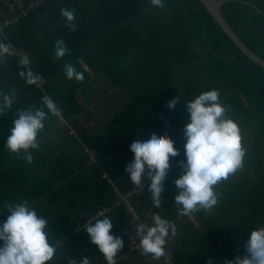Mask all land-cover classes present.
Returning <instances> with one entry per match:
<instances>
[{
	"label": "trees",
	"instance_id": "trees-1",
	"mask_svg": "<svg viewBox=\"0 0 264 264\" xmlns=\"http://www.w3.org/2000/svg\"><path fill=\"white\" fill-rule=\"evenodd\" d=\"M217 1H223L219 11L233 35L264 60V0ZM25 2L28 3V0ZM163 2V8H156L151 5L150 0H44L14 25L0 29V41L12 45L8 61L4 63L0 55V92L10 93L16 82H27V76L20 75L25 66L19 54L21 51L27 52L37 73L46 80L43 88L30 91L33 93L31 97L38 99L36 108L42 107L44 96H49L62 111L60 117L49 115L45 120V130L38 135L40 148L53 127L63 128L70 135L76 133L71 119L83 108L76 100L77 90L92 79L83 68V61L94 73L102 74L113 88L123 89L130 98L128 108L116 114L106 125L109 132L113 127H119L120 122L124 123L123 119L129 112L136 114V117L142 116V119L140 117L133 123L131 139L120 142L126 147L131 161L134 158L130 151L133 140L146 141L152 134L167 135L180 153L173 158V163L177 164L172 163L178 176L181 171L178 164L186 159L183 128L189 119L185 103L210 90L218 91L221 104L228 109L229 117L241 129L242 146H254L255 151L250 154L255 157L259 155L262 149L258 150V146H264V66L251 59L232 41L202 0ZM61 8L74 10L76 31L73 32L66 26ZM60 39L64 40L71 51L57 60L54 46ZM66 64H72L84 74L82 83L67 79L64 74ZM175 97L180 103L170 110L166 103ZM19 109H23V105L14 103L11 110H6L0 116V223L7 219L5 205L8 203L26 200L35 211L39 208L33 200H29L31 196L34 197V192L29 188V178L33 167L44 168V155L31 150L33 163L28 164L23 153L16 156L5 147L16 119L15 113ZM44 110L47 111L46 108ZM66 123L73 125V129L68 128ZM96 141L100 145L98 138ZM75 144L77 145H73ZM91 146L98 153L93 152L90 157L86 152L83 153L84 148H80L76 155L77 147H74L72 164L79 168V173L71 181H66V184L62 185L61 181L59 185H52L47 190L58 201H54L51 206L52 220L45 218L48 221L45 231L49 243L55 248L54 257L47 264H71L72 260L78 264L81 258L89 259V256H97L102 264H107L86 232L88 226L104 217H108L113 223L112 234L124 241L123 250L116 256V264H130L132 261L141 264H189V257L195 259L197 264H207V261L204 263V252H201L203 245L206 243L205 248L213 247L219 242L220 236L199 235L198 230H192L188 235L181 233L177 237V246L172 249L165 247V255L158 260L151 254L142 260L138 254L141 248L136 230L141 223L149 224L140 210L142 206L148 210L152 203L142 200L140 188L126 177L104 172L107 171L108 160H105V156L102 157L98 145ZM94 154L99 156L100 166L97 169L89 166L90 158L93 161L96 158ZM260 156L264 160V149ZM82 161L84 162L81 164ZM124 162L128 165V159ZM170 172L172 173L171 170ZM243 173L250 177L247 167L239 171L240 175ZM103 175L107 177L103 178ZM12 177L18 180L17 185L12 182ZM81 177L95 180L96 189L92 199L98 205L83 194L85 204H82V212L76 211L75 204L73 208H63L59 202L61 191L64 188L74 190L73 182ZM99 177H102L101 180H98ZM59 179L62 180L61 177ZM112 180L119 189L131 192V210L126 205L117 203L116 188L111 184ZM171 180L169 181L172 182ZM224 181L226 180L221 182ZM261 181L262 185L258 188L263 191L261 198L264 201V180ZM42 182V179H35L37 191L39 186L42 187ZM148 185L146 183L144 188ZM260 206L264 210V206ZM160 208V214L175 223L177 229L182 224H189L190 218L186 215L184 220V215L168 208V203ZM103 211L104 215L99 216ZM66 212L69 213V218H65ZM250 233L246 232L244 239L247 240ZM198 239L200 240L196 241ZM223 247L229 249V260L246 254L241 250L236 254L237 239H224ZM197 257L202 259L201 262Z\"/></svg>",
	"mask_w": 264,
	"mask_h": 264
},
{
	"label": "clouds",
	"instance_id": "clouds-1",
	"mask_svg": "<svg viewBox=\"0 0 264 264\" xmlns=\"http://www.w3.org/2000/svg\"><path fill=\"white\" fill-rule=\"evenodd\" d=\"M152 6L163 8V0H150ZM61 15L66 26L73 32L77 30L74 10L61 8ZM12 45L0 41V55L9 54ZM63 39L57 40L54 46L55 59L59 60L70 54ZM64 74L68 80L84 81V74L72 64H66ZM23 77L25 74L20 72ZM28 84H34L31 73ZM15 103L14 94L0 92V116L11 110ZM180 103L178 98L168 101L166 107L174 109ZM189 122L183 128L185 139V160L180 161L179 177L174 180L175 203L182 207L180 215H190L198 211L211 212L217 205L219 193L214 186L227 180L243 168L246 150L242 146L241 129L229 117L228 109L221 104L217 90L202 92L196 98L185 103ZM47 109L45 111L44 109ZM49 115L60 117L61 109L53 100L44 96L42 107H29L16 112L10 135L5 147L16 156L23 153L24 160L31 164V150L39 151L38 135L45 130V120ZM133 160L125 171L130 182L143 191L144 180L150 181L148 192L152 205L161 206V194L164 182L170 170V159L180 155L174 141L167 135L152 134L146 141L133 140L130 145ZM6 221L0 223V264H47L55 254V248L49 243L45 229L48 221L39 216L25 200L8 203ZM153 226L139 224L136 235L144 255L159 259L165 255V245L169 234L177 235L175 223L153 214ZM113 223L108 217L97 219L87 227L90 242L104 256L107 264H116V256L123 250L124 241L112 234ZM245 255L234 260H225V264H264V227L251 231L244 245ZM71 264H77L72 260ZM78 264H90L87 257ZM211 264V261H209Z\"/></svg>",
	"mask_w": 264,
	"mask_h": 264
},
{
	"label": "crops",
	"instance_id": "crops-1",
	"mask_svg": "<svg viewBox=\"0 0 264 264\" xmlns=\"http://www.w3.org/2000/svg\"><path fill=\"white\" fill-rule=\"evenodd\" d=\"M11 54L12 53L3 54L1 56L2 61L4 63L8 61ZM19 54L22 59L21 62L25 66V69L22 72L27 76V78H29L28 74L31 73L30 78L33 79L35 83L28 84L27 82H16L14 89L10 90V93L6 92L5 94H14L15 104L17 105V103H19V105H23V109L36 107L38 99L35 96L32 98L31 94L33 95V93L30 91L43 88L46 84V80L37 73L36 67H34L31 62L30 54L23 51ZM81 64L83 65V68L89 72L92 79L89 83L82 84L81 88H78L77 90L76 100L83 108L80 113L75 114V116H72L71 119V122L75 125L76 133L75 135H70L69 132L63 128L53 127L51 129V134L45 138L42 148L39 149V153L44 155V163H42L44 168L40 169L35 166L37 172L35 171V167H33L31 169L32 175L30 173L29 184L31 187L29 188L34 192V197L31 196V199L29 200H33V203H36V205L39 206V208L36 209L37 214L46 219L52 220L50 216L52 212L51 206L54 201L58 202L47 193V190H50L52 185H59L61 181L62 185L66 184V181H71V179L76 176V173H79V168L77 169L76 165L72 164V153L74 147H77L75 153L79 151L80 148H84L83 153L86 152V154L90 157L91 153H98V150L95 151L96 149L94 148V150L91 144L93 147L98 145V149L101 151L102 157L105 156V160H108V168L107 171L104 172L117 173L118 175L129 179L125 171L127 164H125L124 161L128 159L127 163L129 164L131 160L128 156L126 147H124L120 142L123 139H128V141L131 139L130 135L132 134L130 133V130L133 123L139 120L140 117L142 119V116L136 117V114L129 112L123 119L124 123L120 122L118 124L119 127H113V129L109 132L106 125H108L110 120L114 119L116 114L128 108L127 106L129 105L130 98L123 89L113 88L102 74L94 73L93 70L89 66H86L83 61ZM27 92L30 93L26 94ZM14 118H17V116ZM51 127L52 125H50V128ZM97 138L100 145L97 144ZM74 143H77V145H73ZM244 149L246 150V157H244L243 169L244 167H247L250 177H247L244 173L240 175V169L235 174L230 175L226 181L221 183L218 182V184L214 186V191L219 193L217 205L211 210V212H204L201 210L187 215V218H190L188 221L189 224H186V226L185 224H182L181 227L177 229V235L175 237H173L171 233L169 234L165 245L166 248L172 249L177 246V237L182 234L188 235L187 233H190L192 230H198L200 231L199 235L201 233L207 237L209 234L219 235L220 240L214 245L216 247L209 246L208 248H205L206 243H204L203 250L201 252H204L203 255H205L204 263L207 261V264H209V261H211V264H225V260H229V252H227L229 249L223 247L224 239L228 237L233 239V241L237 239L236 254L239 252L238 250L244 252V245L247 241L244 239V234L246 232L249 233L253 230L264 227V210H261L260 206H264V201H262L261 198L263 191L258 188L262 185L261 180H264V160H262V157L260 156L263 154L264 146H258V150L262 149V151L257 157H255L254 154H250L255 151L254 146H245ZM248 155H251V157H248ZM95 156V160H97L98 163L90 158L89 166L97 169L100 166V161L99 156ZM83 162L84 161H82L81 164ZM173 162L174 159L171 158L170 170L172 173L169 170L167 178L164 182V191L161 194V205L164 206V203H168V208H173V211H176L178 214L181 212L182 207L175 203L174 197L177 193L175 191L174 181L171 179H177L179 175L177 176L173 166V164L175 165L177 163ZM245 172L248 173L247 171ZM251 172L255 173L252 174ZM60 177L62 180L59 179ZM101 178L99 177L98 180H101ZM35 179L36 181L37 179L43 180V184L41 183L42 187L39 186V191L36 190L38 185L36 183L34 184ZM11 180L15 183V185L18 184V180L15 177H12ZM146 183L150 184V181L145 179L144 186ZM74 185L75 189L72 191H69V189L66 188L61 191L59 202L65 209L73 208L75 204L76 211L82 212V204L84 203L83 194L85 198L93 200V193L96 189L94 186L95 180H91L90 177H81V179L73 182V186ZM147 188H143V191L140 189V195L142 200L147 201L150 204L152 203L151 194L148 192ZM74 195L76 196L73 198ZM92 202L98 205L97 201L93 200ZM68 203H70L69 206ZM140 211L145 221L149 223V226H153V214H158L162 219H166L160 214L162 211V208L160 207L157 208L150 205V208L145 210L142 206ZM68 212H66L67 215L65 218H69L70 212ZM185 219L186 215H184V220ZM187 228L190 229L186 231ZM199 240L200 239L196 241ZM239 241H241L240 244H238ZM134 243L139 244V242ZM220 244L222 245L218 250ZM138 254L142 257V260H145L150 256V254L144 255L142 249L138 250ZM189 259V264H191V261L192 264H197L195 263V259H192L191 257H189ZM197 259H199L200 262L202 260L200 257H197ZM89 260L91 264H102L101 259L97 256H89ZM130 264L141 263L132 261Z\"/></svg>",
	"mask_w": 264,
	"mask_h": 264
},
{
	"label": "built area",
	"instance_id": "built-area-1",
	"mask_svg": "<svg viewBox=\"0 0 264 264\" xmlns=\"http://www.w3.org/2000/svg\"><path fill=\"white\" fill-rule=\"evenodd\" d=\"M44 0H28V3L25 0H0V29H6L11 25H14L22 16L27 15L31 10H34L39 4H42ZM6 9V11H4ZM62 119V118H61ZM63 122H65L62 119ZM67 124V123H66ZM68 128L73 129V125L69 123L66 125ZM73 133V131H71ZM96 162V160H94ZM107 175H103V178H106ZM111 184L116 188L117 194V203L119 205H126L128 210H131L130 206V191H125L117 187L115 181H111ZM105 211L100 212L99 216H103Z\"/></svg>",
	"mask_w": 264,
	"mask_h": 264
},
{
	"label": "water",
	"instance_id": "water-1",
	"mask_svg": "<svg viewBox=\"0 0 264 264\" xmlns=\"http://www.w3.org/2000/svg\"><path fill=\"white\" fill-rule=\"evenodd\" d=\"M205 6L209 9V11L214 15V17L219 22L222 29L227 33V35L232 39L233 42H235L238 47L246 53L251 59L254 61L260 63L264 66V60L259 58L257 55H255L253 52H251L247 47H245L232 33L230 28L227 26L225 20L223 19L219 8L223 4V1H217V0H202Z\"/></svg>",
	"mask_w": 264,
	"mask_h": 264
}]
</instances>
